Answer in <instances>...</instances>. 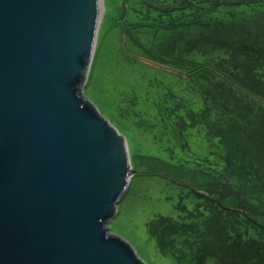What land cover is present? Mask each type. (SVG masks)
<instances>
[{
	"label": "water",
	"instance_id": "1",
	"mask_svg": "<svg viewBox=\"0 0 264 264\" xmlns=\"http://www.w3.org/2000/svg\"><path fill=\"white\" fill-rule=\"evenodd\" d=\"M100 3L0 0V264H146L107 225L127 140L83 94Z\"/></svg>",
	"mask_w": 264,
	"mask_h": 264
},
{
	"label": "rangeland",
	"instance_id": "2",
	"mask_svg": "<svg viewBox=\"0 0 264 264\" xmlns=\"http://www.w3.org/2000/svg\"><path fill=\"white\" fill-rule=\"evenodd\" d=\"M175 1L103 0L96 53L83 87L84 95L126 137L132 155L131 166L136 171L116 215L107 225L111 233L132 244L147 264H186L179 262L172 252L165 251L149 233V223L158 215L186 221L188 225L198 224V230L187 226L176 234V244L180 247L212 230L208 225L212 215L207 211L212 206H206L209 186L206 187L205 175L200 171L209 162L215 163L212 166L218 169L223 166L226 149L216 135H219L218 130H228L229 123L240 120L237 100L244 99L240 96L243 90L231 81L232 76L223 78L226 82L223 88L207 78L206 72L213 71L201 63L214 61L211 56L193 51L182 58L172 57L175 66L190 67L189 76L156 66L148 59L146 54H161L167 40L173 48L178 37L177 26L171 25L169 30L164 24L175 20L181 29L192 19L190 8L182 13L178 10L181 7H173ZM156 2L167 5L172 12L162 13L164 8H159ZM240 10L236 11L237 16ZM122 11L126 13L124 17ZM263 13L264 0H260L239 16ZM231 29L237 37L264 45V39L257 40L259 44L254 41L257 38H252L261 32L258 27ZM224 31L232 33L227 28ZM161 68L169 71H158ZM200 72L203 75L199 76ZM211 87L214 92L208 90ZM215 93L217 97L213 98ZM263 104L264 98L259 106ZM259 106L252 104L260 109ZM260 113L262 117L253 122L264 128V111ZM190 212L194 217L187 218ZM223 212L226 215L223 223L229 227L236 225L232 214L229 215L228 210ZM240 224L242 236L256 234L254 225L247 221ZM218 244L219 241L212 246Z\"/></svg>",
	"mask_w": 264,
	"mask_h": 264
},
{
	"label": "trees",
	"instance_id": "3",
	"mask_svg": "<svg viewBox=\"0 0 264 264\" xmlns=\"http://www.w3.org/2000/svg\"><path fill=\"white\" fill-rule=\"evenodd\" d=\"M188 2L186 0L174 2V7H181L178 10L182 13L190 8L192 19H188V23L181 29L175 24V20L164 24L169 30L172 29L171 25L177 26L178 37L173 42V48L167 40L162 45L161 54L147 55L156 64L168 66L173 63L174 56L182 58L186 56L185 53L191 54L193 51L211 55L216 48L217 50L226 48L227 54L218 60V64L227 77L232 76L231 81L237 88L243 90L240 96L244 99L237 100L236 110L240 120L229 123L228 130H218L219 135H216L226 149L223 166L220 169L215 168L212 166L215 163L212 162L206 165L208 170L205 184L206 187L209 186L206 189V206H212V209L207 210L212 215V221L208 224L212 230L189 241L185 247L176 244V234L187 226L198 230V224L188 225L186 221L179 222L172 217L158 215L149 223L148 231L160 242L165 251L172 252L179 262L186 264H210L211 261L212 264H264V128L253 122L262 117L260 110L264 111V106H259L261 99L264 98V50L253 43L245 44V41H248L246 39L235 42L206 41L211 32H219L227 19L231 22L241 19L239 27L251 30H255L256 27L264 29V13L253 17L239 16L246 9L258 5L259 0ZM157 5L168 11V6L162 2H158ZM239 8L241 10L237 16L236 11ZM121 15L124 17L126 13L122 11ZM261 36H264V33L259 32L255 33L253 38ZM179 52L183 54H174ZM201 73L198 75L201 76ZM206 75L209 79L214 76L213 72L209 74L206 72ZM212 84L223 88L226 82L214 81ZM208 90L215 91L213 87ZM216 97L217 94H213V98ZM252 104L258 105L260 109L252 107ZM253 110L257 111L253 113ZM249 125L255 127L249 130L247 128ZM225 210H228L229 215L232 214L236 225L229 227L223 223ZM192 215L190 212L187 218L194 217ZM245 221L255 226V235L242 236L240 222ZM218 241L217 247L212 246V243Z\"/></svg>",
	"mask_w": 264,
	"mask_h": 264
},
{
	"label": "bare ground",
	"instance_id": "4",
	"mask_svg": "<svg viewBox=\"0 0 264 264\" xmlns=\"http://www.w3.org/2000/svg\"><path fill=\"white\" fill-rule=\"evenodd\" d=\"M100 2H103V0L101 1L100 0ZM102 8H103V5H102V3H100V11H101V15H100V18L102 17ZM129 145V144H128ZM128 151H129V147H128ZM129 159L131 160V158H132V155H131V153H130V151H129Z\"/></svg>",
	"mask_w": 264,
	"mask_h": 264
}]
</instances>
